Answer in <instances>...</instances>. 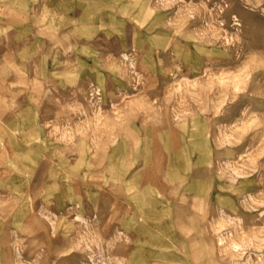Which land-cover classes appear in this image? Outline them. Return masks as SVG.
Listing matches in <instances>:
<instances>
[{
  "label": "rangeland",
  "instance_id": "1",
  "mask_svg": "<svg viewBox=\"0 0 264 264\" xmlns=\"http://www.w3.org/2000/svg\"><path fill=\"white\" fill-rule=\"evenodd\" d=\"M0 264H264V0H0Z\"/></svg>",
  "mask_w": 264,
  "mask_h": 264
}]
</instances>
